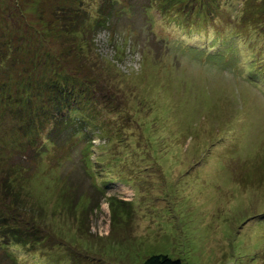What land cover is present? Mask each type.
<instances>
[{
	"label": "rangeland",
	"instance_id": "374dc122",
	"mask_svg": "<svg viewBox=\"0 0 264 264\" xmlns=\"http://www.w3.org/2000/svg\"><path fill=\"white\" fill-rule=\"evenodd\" d=\"M200 1L0 0V50L27 43L9 67L51 57L78 107L0 109V264H264L261 1Z\"/></svg>",
	"mask_w": 264,
	"mask_h": 264
},
{
	"label": "trees",
	"instance_id": "16d2710c",
	"mask_svg": "<svg viewBox=\"0 0 264 264\" xmlns=\"http://www.w3.org/2000/svg\"><path fill=\"white\" fill-rule=\"evenodd\" d=\"M199 0H195V2H198ZM213 0H201L200 5L204 4L207 6L208 9H212L213 6L210 4ZM261 3L255 7V10H253V15L256 16L257 14L261 12L264 15V11L262 10L264 7V0H260ZM160 4L162 5H153L152 7H156L160 10L161 13L165 12L161 11L160 6L162 7H172L175 4H178L177 7V15H191V13L188 11L189 9L195 7L197 5L194 4H188V0H159ZM243 4H247V1L245 0ZM192 6V7H191ZM206 6L204 7V12H208L211 10H205ZM217 8L220 6H216ZM3 8V7H2ZM162 16H164L162 14ZM205 16V15H204ZM11 18H13V15H10ZM264 19V16L261 17ZM92 19V18H90ZM107 20V19H106ZM105 19L98 18L97 20H89L88 22L84 19H80V25L81 23L84 25L81 30H83L85 34H83L79 29H74V35H85V39H89V37L92 36L95 32H97L100 28L105 27L107 24V21ZM178 22V20H175ZM202 21V20H201ZM74 23V21L70 22ZM196 25L200 27L198 29L199 31L203 30L205 34H207V28L202 24L200 21H196ZM72 26V25H71ZM102 26V27H100ZM77 30V31H76ZM210 35V33H209ZM14 36V34H13ZM15 38V37H14ZM19 42H15L12 38L11 43L3 50H0V109L3 111L4 108H6L8 105L12 108L15 104L20 105L21 103V110L17 113L19 114V118L17 121H19L20 124H23V117H26L28 114L32 115L34 112L35 114L41 113L45 114L42 117H45L44 120H48V125L50 126L53 124L63 123L64 125H67V118L65 115V120H62L64 117L61 114L65 109L70 110H76L78 111V107L74 104V98L76 93L73 92L71 89V86L69 87L66 83V79L64 77V74H62L61 66L57 65V67L54 66L52 68V71H49L48 77L53 75L51 79L47 78L46 72L42 70L43 67L51 68V64L53 65V61H51V57H48L49 60L45 59L42 61L41 64V71L40 73L37 71L39 69V63H37L33 58L28 59L27 66L24 68L23 71H27V69L30 71L31 75L21 76L20 71H15L13 68L9 66H15L18 62V53L24 54L25 48H26V41L24 42L23 38L21 39L19 37H16ZM215 40H223L226 42V36L220 37L219 34L214 36ZM11 40V39H10ZM9 40V42H10ZM7 41V43H9ZM17 43V44H16ZM2 44H0V47ZM202 46V45H200ZM202 50V49H201ZM207 50V49H206ZM252 59V58H251ZM50 61V62H48ZM53 62V63H52ZM264 65L263 62L261 64L253 63L249 66V71L254 76H257L259 78H264ZM54 69V70H53ZM9 70V71H5ZM37 74V75H36ZM58 74V75H57ZM28 77L30 79H28ZM35 77L39 80H36ZM4 98H8L4 102ZM10 99V100H9ZM75 111V112H76ZM72 114H70L68 117H70ZM59 118V120H57ZM72 120V119H71ZM71 122V121H68ZM43 125V124H42ZM45 126V127H46ZM6 174V172H5ZM4 182V184H3ZM2 186L4 188V185L6 188H8V191H11V188L8 187L9 184H12V180L5 177L3 178ZM1 190V187H0ZM3 191H6L4 189ZM6 194V193H3ZM3 197V195H0ZM84 212V211H83ZM116 213V211H114ZM8 216V214H6ZM6 218V217H5ZM6 231L10 232V229H12L10 226L5 225ZM18 232V231H17ZM25 234V233H24ZM27 237L28 235L25 234ZM20 241L26 244L25 238L20 236ZM142 264H183L180 258H174L164 253H155L147 256Z\"/></svg>",
	"mask_w": 264,
	"mask_h": 264
}]
</instances>
